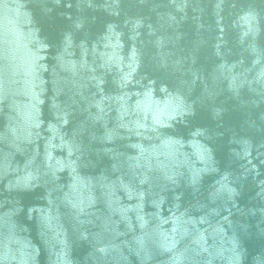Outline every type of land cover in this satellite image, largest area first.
Returning a JSON list of instances; mask_svg holds the SVG:
<instances>
[{
    "label": "water",
    "instance_id": "water-1",
    "mask_svg": "<svg viewBox=\"0 0 264 264\" xmlns=\"http://www.w3.org/2000/svg\"><path fill=\"white\" fill-rule=\"evenodd\" d=\"M0 264H264V0H0Z\"/></svg>",
    "mask_w": 264,
    "mask_h": 264
}]
</instances>
